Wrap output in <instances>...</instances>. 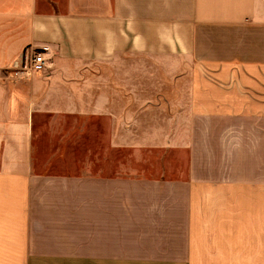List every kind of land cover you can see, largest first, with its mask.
<instances>
[{
    "label": "crops",
    "instance_id": "1",
    "mask_svg": "<svg viewBox=\"0 0 264 264\" xmlns=\"http://www.w3.org/2000/svg\"><path fill=\"white\" fill-rule=\"evenodd\" d=\"M0 264H264V0H0Z\"/></svg>",
    "mask_w": 264,
    "mask_h": 264
},
{
    "label": "built area",
    "instance_id": "2",
    "mask_svg": "<svg viewBox=\"0 0 264 264\" xmlns=\"http://www.w3.org/2000/svg\"><path fill=\"white\" fill-rule=\"evenodd\" d=\"M48 68H49L48 59L44 57L43 53H37L31 57L29 64L26 67V70H22L20 74L24 75V74H29V73L44 72Z\"/></svg>",
    "mask_w": 264,
    "mask_h": 264
}]
</instances>
